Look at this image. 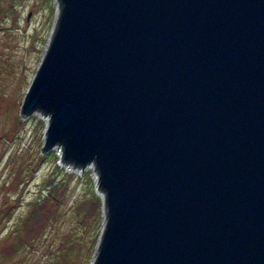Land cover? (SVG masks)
<instances>
[{
    "label": "water",
    "instance_id": "obj_1",
    "mask_svg": "<svg viewBox=\"0 0 264 264\" xmlns=\"http://www.w3.org/2000/svg\"><path fill=\"white\" fill-rule=\"evenodd\" d=\"M58 2L20 115L94 165L91 264H264V0Z\"/></svg>",
    "mask_w": 264,
    "mask_h": 264
},
{
    "label": "rangeland",
    "instance_id": "obj_2",
    "mask_svg": "<svg viewBox=\"0 0 264 264\" xmlns=\"http://www.w3.org/2000/svg\"><path fill=\"white\" fill-rule=\"evenodd\" d=\"M13 2L16 13H7L1 20L0 26V55L7 57L9 61L7 70L2 68L0 71V206L5 193L8 195V203H13V199L17 197L18 204L10 218L2 216L0 220V246L3 243L2 237L9 231L16 215L24 213L28 203L38 198L42 182L53 171L50 159L46 158L37 164L33 156L44 144L45 127L48 123L46 115L44 117L41 112L36 111L23 119L22 125L12 139L9 140L5 134L12 118L14 119L16 115L15 108L17 104L21 105L26 89L48 47L59 13V2L58 0H13ZM4 3L5 0H0V5ZM52 149L56 155H61L60 147L55 146ZM28 156L31 159L29 166L34 168L32 175H28L30 178L26 176L28 181L19 184L15 191L5 190L3 187L10 183L13 172ZM56 164L66 173L77 177L69 183L68 195L62 209L64 214L58 219V232H64L69 226L72 219L69 213L71 203L82 199L87 190V186L78 178L85 170L91 172L94 191L101 199L100 229H102L104 224L102 197L96 189L94 165L89 164L83 170L71 168L59 161ZM56 240L53 239L54 242H57ZM41 250L42 248L38 247L33 256L26 255L23 264L41 263ZM95 253L96 245L88 264H91ZM0 264H11V262L4 261L0 256Z\"/></svg>",
    "mask_w": 264,
    "mask_h": 264
},
{
    "label": "trees",
    "instance_id": "obj_3",
    "mask_svg": "<svg viewBox=\"0 0 264 264\" xmlns=\"http://www.w3.org/2000/svg\"><path fill=\"white\" fill-rule=\"evenodd\" d=\"M7 13H16L13 0H5V3L0 5V26L1 20ZM8 62L7 57L0 55V71L2 68L7 70ZM19 106L21 107L17 104L16 115L14 119L12 118L5 134L9 140L16 135L19 126L23 123L24 118L20 115ZM33 156L37 164L46 158L50 159L53 171L42 182L38 198L28 203V208L24 213L16 215L9 231L2 237L1 258L4 261L9 260L11 264H23L26 255L33 256L38 247H41V263L39 264H88L101 233V199L94 191L91 172L85 170L78 177L87 186V190L82 199L73 201L69 206L72 219L67 229L60 233L57 230L58 219L64 214L62 209L68 195L69 183L77 177L66 173L56 164L57 161L62 162V160L53 149L48 152L37 150ZM30 161L29 156L22 161L24 163H21L13 172L10 183L3 187L5 190L15 191L19 184L25 180L28 181L26 176H31L34 170L29 166ZM64 164L74 167L71 163ZM78 168L84 170L86 167ZM13 200V203H8V195L3 194L0 220L2 216L10 218L13 214L18 204L16 203L18 202L17 197ZM52 236L53 238H50ZM54 238L57 242L53 241Z\"/></svg>",
    "mask_w": 264,
    "mask_h": 264
},
{
    "label": "built area",
    "instance_id": "obj_4",
    "mask_svg": "<svg viewBox=\"0 0 264 264\" xmlns=\"http://www.w3.org/2000/svg\"><path fill=\"white\" fill-rule=\"evenodd\" d=\"M67 166H69V165H67ZM77 169H79V168H77Z\"/></svg>",
    "mask_w": 264,
    "mask_h": 264
},
{
    "label": "bare ground",
    "instance_id": "obj_5",
    "mask_svg": "<svg viewBox=\"0 0 264 264\" xmlns=\"http://www.w3.org/2000/svg\"><path fill=\"white\" fill-rule=\"evenodd\" d=\"M95 179H96V177H95Z\"/></svg>",
    "mask_w": 264,
    "mask_h": 264
}]
</instances>
